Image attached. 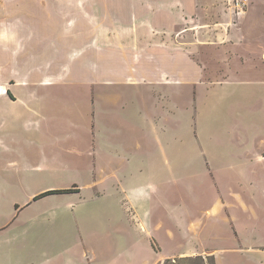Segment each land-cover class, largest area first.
I'll return each mask as SVG.
<instances>
[{"label":"crops","instance_id":"crops-1","mask_svg":"<svg viewBox=\"0 0 264 264\" xmlns=\"http://www.w3.org/2000/svg\"><path fill=\"white\" fill-rule=\"evenodd\" d=\"M228 1L79 0L71 8L56 0H1L0 24L20 31L11 30V43L0 49V82L15 78L0 83V122L7 128L23 113L39 114L36 103L55 98L37 96L41 88L79 83L87 124L75 129L66 105L56 115L67 128L54 143L64 146V158L53 153L39 167L55 184L26 190L22 204L13 200L14 213L28 211V229L23 238L0 241V264H264V90L263 106L244 119L250 128L218 127L220 144L210 138L217 87L241 81L264 88V0H249L237 18ZM36 12L45 18L43 31L54 35V48L42 56L34 42L43 44L41 35L24 20ZM58 12L75 15L74 25L65 27ZM14 38L24 39L15 53ZM86 38L96 48L81 56L91 47L80 45ZM29 68L30 76H19ZM118 72H128L127 81ZM110 117L123 118L128 131L109 126ZM180 165L196 167L186 188L192 201L175 197L173 207L167 168ZM175 177L171 182L182 183L178 170ZM33 231L46 240L29 238Z\"/></svg>","mask_w":264,"mask_h":264},{"label":"rangeland","instance_id":"rangeland-1","mask_svg":"<svg viewBox=\"0 0 264 264\" xmlns=\"http://www.w3.org/2000/svg\"><path fill=\"white\" fill-rule=\"evenodd\" d=\"M1 2V0H0ZM57 6L61 7V4L63 2H67L70 4L71 8H74L76 6V3L79 2V0L73 1V0H56ZM84 2V6L86 5V1ZM58 7V8H59ZM81 8L77 7V11L81 12ZM84 11V10H83ZM83 16L85 15L83 12L81 13ZM40 16V18H34V16ZM33 15L30 18H25L24 20L27 22H32L30 27H33V29L39 33L40 39L43 40V44L38 45L36 40L34 41L36 43L35 48L38 52L39 56H42L45 53L52 51L54 48L53 42L51 41L54 39L53 34H48L47 27L46 30L43 27L45 25L43 24V15L36 12V14ZM57 15L64 19L66 23L65 27H71L74 25L73 22H71L72 17L75 15L70 16L69 14H63L62 12H58ZM57 16V17H58ZM80 16V14H79ZM82 20V19H81ZM85 20V19H83ZM90 20V19H88ZM92 21V20H90ZM11 25V24H10ZM9 24H6L8 28V33H3L0 35H3L5 38L0 39V49L3 50L4 47H6L8 44L11 43L12 39L8 38L10 37V31L13 30V32L20 31L19 28H13L10 30L11 26ZM27 25V24H26ZM5 24H0V30L6 31ZM29 26V25H28ZM90 26V25H89ZM60 28H62V25H59ZM92 28V26L90 27ZM44 34V36L42 35ZM8 35V37H6ZM37 39V38H36ZM51 39V40H49ZM14 46L15 50L13 53L17 52L18 48L21 47L22 42L24 39L22 38H14ZM122 43L124 42L121 40ZM83 42V43H82ZM81 42V46L91 44V47L83 48L85 51L82 53L87 54L90 52L95 51L96 42L93 41L91 38L83 39ZM111 42L105 39V50H111ZM3 45V46H2ZM121 46V45H120ZM18 47V48H17ZM5 49V48H4ZM117 49V48H116ZM87 52V53H86ZM37 56V54H36ZM22 57V56H20ZM72 59L73 62H77L80 57V51L74 50L72 53ZM21 61V60H18ZM23 61V60H22ZM21 61V62H22ZM86 61V60H85ZM89 61H86L85 64H87L90 68L88 71L94 73V70L91 67V64L88 63ZM76 64V65H77ZM19 76L22 77H28L30 76L31 70L24 69L23 71L18 72ZM125 73V74H124ZM213 74L221 75L224 73H219L218 71L214 72ZM118 75L122 76V80L127 81L128 78V72H118ZM11 76H14L13 72H11ZM86 74L82 76V78H85ZM10 80L11 83H15V78L7 77L5 79ZM18 78V77H16ZM81 78V77H80ZM207 78V77H206ZM5 79H1L0 83H4L6 81ZM45 82H48L50 80H44ZM22 83V81H21ZM255 83H252V85H248L244 82L237 81L235 83H224V86L219 88L218 94H215V102H216V109H217V115H215V135L210 134V138L213 139V136L216 137L215 142L212 141V143L220 144L219 139L224 136V134L220 131L218 132L216 129H219L218 127H221L222 129H225L229 126L231 129H236L242 124L241 127H251L250 124L245 118L248 116H255L257 114L258 109L263 106L262 103V92L264 90L263 86H254ZM37 96H54L52 100H40L39 107L36 103H34L35 108L39 109V114H24L23 118L19 119L17 123L8 124L7 128L4 126L5 120L1 119L3 122H0V228H3L2 232L0 231V241H11L15 240L16 238H23L22 236V230L28 229V227H22L24 224V217H26L28 214V211L25 210L19 215L17 213H14V209L12 207L13 200L16 201V203L22 204L26 200V190L31 191H38L42 188H46L49 186L54 185L55 181L53 178L49 176V174L41 170L39 167L46 165L52 160V154L55 153L56 155L64 158V146L57 144L55 146V141L59 142V136L64 135L65 128L63 124L60 122L58 116L59 114H63L65 111L64 105H66V111L71 108L72 116H73V123L76 125L75 129H78V127H82V125L86 126L87 122H85V117L83 120L82 114L84 109V102L86 101L85 98L82 97V95H86V87L79 83H68V84H59L55 87L40 89L37 93ZM224 95V97H223ZM213 101V98H212ZM121 101H118L117 108L118 110H115L116 112H119L121 108ZM30 107L32 105H29ZM1 116V115H0ZM226 117V118H225ZM247 122V124L244 123ZM81 123V124H79ZM85 123V124H83ZM107 124L109 126L115 127L114 129L117 131L127 132V127L124 123L123 118L121 117H110L107 120ZM213 125V124H212ZM73 128V126H72ZM67 129V128H66ZM79 132V130H77ZM232 133H235L232 131ZM117 138L119 135H116ZM74 140V138H73ZM72 140V141H73ZM217 141V142H216ZM75 143V142H74ZM73 143V145H74ZM85 142H83L82 139L78 137V141L76 142V145L81 146L80 148H76V151L79 153H82L85 150ZM218 147V146H217ZM55 149V150H54ZM73 159L77 160V157L73 155ZM78 160L82 163H86L87 160L85 158H78ZM186 167L183 165H180L178 167L174 166H168L167 172L169 177V184H167V191L169 194L170 201L173 203V207L176 206L175 204V197L181 198L183 197L185 202L189 205H191L192 201V192L187 188V183L191 178V175L196 174V167ZM166 166H163L165 168ZM79 170L87 171V168H79ZM178 170V178L182 183H176V181L171 182V180H176V174ZM111 172V171H110ZM97 174H99L97 170ZM171 176V177H170ZM85 179H89L86 173H84ZM175 177V178H174ZM84 178H82L81 182L83 183L85 181ZM31 180L32 182H27ZM171 182V183H170ZM183 184V185H182ZM29 186V187H27ZM14 187L20 188V191L24 192L17 196L15 194ZM183 189L189 191H183ZM75 187L69 189L67 193H73L77 191ZM186 205V204H185ZM88 226H94L91 223ZM44 230V229H42ZM94 230V229H93ZM43 231H33L30 233L29 238L39 239V240H46V237H43ZM234 262V261H232ZM168 264H213V261L211 259L206 258V260H191L187 261L185 259H174L170 260Z\"/></svg>","mask_w":264,"mask_h":264},{"label":"built area","instance_id":"built-area-1","mask_svg":"<svg viewBox=\"0 0 264 264\" xmlns=\"http://www.w3.org/2000/svg\"><path fill=\"white\" fill-rule=\"evenodd\" d=\"M227 3L232 15L237 18L244 14L249 0H229Z\"/></svg>","mask_w":264,"mask_h":264},{"label":"trees","instance_id":"trees-1","mask_svg":"<svg viewBox=\"0 0 264 264\" xmlns=\"http://www.w3.org/2000/svg\"><path fill=\"white\" fill-rule=\"evenodd\" d=\"M195 260H200V261H202V259L201 258H194ZM185 260H187V261H191V260H193L192 258H189V259H185ZM169 263V261H167V262H165L164 264H168Z\"/></svg>","mask_w":264,"mask_h":264},{"label":"bare ground","instance_id":"bare-ground-1","mask_svg":"<svg viewBox=\"0 0 264 264\" xmlns=\"http://www.w3.org/2000/svg\"><path fill=\"white\" fill-rule=\"evenodd\" d=\"M3 91V90H2Z\"/></svg>","mask_w":264,"mask_h":264}]
</instances>
